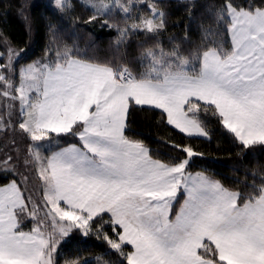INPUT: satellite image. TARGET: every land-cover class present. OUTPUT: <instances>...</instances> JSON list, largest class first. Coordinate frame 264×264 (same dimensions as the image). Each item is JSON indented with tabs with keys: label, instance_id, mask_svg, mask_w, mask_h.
Returning <instances> with one entry per match:
<instances>
[{
	"label": "snow or ice",
	"instance_id": "obj_1",
	"mask_svg": "<svg viewBox=\"0 0 264 264\" xmlns=\"http://www.w3.org/2000/svg\"><path fill=\"white\" fill-rule=\"evenodd\" d=\"M55 7L67 13L74 5L55 0ZM94 7L102 14L107 5ZM220 12L230 47L206 48L198 65L157 47L133 75L127 67L86 62L65 46L23 69L18 86L0 74L2 95L18 101L17 127L28 139L22 161L0 157V173L15 175L19 162L42 181L43 192L38 202L15 179L0 185V264H60L57 249L75 240L74 232L102 239L120 264H264V184L248 195L230 191L192 173L191 159L202 153L191 145L171 143L180 155L162 160L127 134L138 108L158 111L162 123L188 136H208L202 117L211 113L242 148H264V0H224ZM155 15L138 17L116 42L130 32L158 35L164 14ZM96 20L94 14L85 23ZM53 134L76 142L45 155L41 142ZM98 264L108 262L98 257Z\"/></svg>",
	"mask_w": 264,
	"mask_h": 264
},
{
	"label": "trees",
	"instance_id": "obj_2",
	"mask_svg": "<svg viewBox=\"0 0 264 264\" xmlns=\"http://www.w3.org/2000/svg\"><path fill=\"white\" fill-rule=\"evenodd\" d=\"M223 2L224 0H143L134 7L138 16L133 17L120 13L99 14L79 0L68 2L74 7L67 13L57 11L50 0H0V53L7 46L20 51L22 56L17 63L19 67L51 59L56 51L63 52L67 46L77 58L86 62L102 63L114 69L127 67L133 75H138L148 63L144 53L158 47L166 53L175 52L181 59H187L189 66L198 65V55L206 48L217 44L226 49L230 47V33L225 30L220 12ZM236 2L260 5V0ZM151 7L163 12L164 29L158 35L142 31L130 32L126 41L118 44L116 41L120 30L129 28L140 16H151ZM94 14L97 15V20L85 23ZM105 21L107 26L104 25ZM202 119L207 125L206 139L187 136L167 126L160 121L158 111L138 108L129 117L127 134L142 142L154 154V158L162 160L180 155L171 143L191 145L202 153L191 159L192 173L202 172L213 177L230 191L243 195L254 193L264 184V148L259 145L250 149L242 148L217 117L208 113ZM10 125L7 124L9 127ZM15 131L0 130V157L13 155L22 161L28 142L21 147L19 136L14 135ZM75 142V137H58L53 134L48 141L41 143V148L43 154L49 155L60 147ZM3 176L0 173V185H6L8 179L24 184L22 176H28V186L24 184V190L36 197L38 202H42V181L31 169L18 162L15 175L9 174L8 179ZM25 224L26 231L32 227L30 220H26ZM109 234L111 235L110 232ZM73 235L75 240L62 244L57 249L56 258L60 264L70 258L98 264V259H93L95 256L108 264H120L121 257L115 255L102 239L92 235L85 238L78 232Z\"/></svg>",
	"mask_w": 264,
	"mask_h": 264
},
{
	"label": "rangeland",
	"instance_id": "obj_3",
	"mask_svg": "<svg viewBox=\"0 0 264 264\" xmlns=\"http://www.w3.org/2000/svg\"><path fill=\"white\" fill-rule=\"evenodd\" d=\"M50 1L53 3V5H55V0H50ZM70 1L71 0H65L66 3ZM79 1L84 3L87 7L91 8L95 12H96V7H94V5L103 4V5H107V7L104 9L102 14L120 13L124 16H133V17L138 16L137 12L135 13V11L133 10L134 7L140 5L141 2H143V0H119L120 3L130 6V9H131L130 12L124 13L119 8L118 4H116V0H79ZM151 9H152L151 10L152 15L149 16V18L156 19L157 17L155 15V12L159 10L153 7H151ZM10 53H14L13 67L10 71L5 72L4 66L9 62L8 57ZM21 56H22V53L20 51L14 50L9 46L5 48L4 52L0 53V74H3L6 79H10L13 82L14 86L19 85L20 76L22 75V70L38 62V61H35L32 63L20 65L18 67L17 63L19 59L21 58ZM6 90H7L6 85L3 82H0V96H1L0 98V130L3 132H6L7 130H9V132L16 130L14 135L19 136L18 138L19 143L22 145L21 147H23L25 146L24 144H27L28 139L26 136H24V134H21V131L16 126L17 121L19 119V116H18L19 103L18 101H12L10 96L2 95V93ZM9 104H12L13 106L11 110L8 108ZM7 124H11L10 127L7 126ZM43 144L45 145L47 143H43ZM40 150L43 153L42 148ZM24 177L25 176H22L23 180H24ZM24 184L28 186V183L25 181H24ZM33 200L37 201L36 197H33ZM38 211H39L40 216L44 215L43 209H39ZM98 257L99 256H95L93 259H98Z\"/></svg>",
	"mask_w": 264,
	"mask_h": 264
},
{
	"label": "crops",
	"instance_id": "obj_4",
	"mask_svg": "<svg viewBox=\"0 0 264 264\" xmlns=\"http://www.w3.org/2000/svg\"><path fill=\"white\" fill-rule=\"evenodd\" d=\"M185 135H187L186 133H184ZM188 136V135H187ZM191 137H199V138H204V139H206V138H208V136H191ZM59 150V149H58ZM57 151V150H56ZM194 175H195V173H193ZM183 199H184V195H183V193H180V194H178V197H177V201H176V204H175V207L177 206V209L179 208V206H180V204H182V202H183ZM180 201V202H179Z\"/></svg>",
	"mask_w": 264,
	"mask_h": 264
}]
</instances>
